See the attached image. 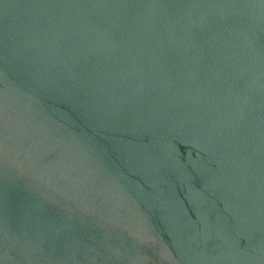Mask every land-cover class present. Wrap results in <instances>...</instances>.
<instances>
[{
    "label": "water",
    "instance_id": "obj_1",
    "mask_svg": "<svg viewBox=\"0 0 264 264\" xmlns=\"http://www.w3.org/2000/svg\"><path fill=\"white\" fill-rule=\"evenodd\" d=\"M0 264H264V0H0Z\"/></svg>",
    "mask_w": 264,
    "mask_h": 264
}]
</instances>
